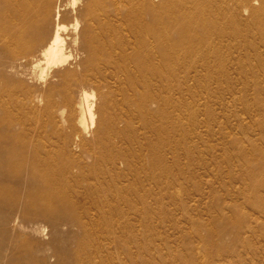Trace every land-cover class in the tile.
Instances as JSON below:
<instances>
[{
  "label": "rangeland",
  "instance_id": "obj_1",
  "mask_svg": "<svg viewBox=\"0 0 264 264\" xmlns=\"http://www.w3.org/2000/svg\"><path fill=\"white\" fill-rule=\"evenodd\" d=\"M167 1L0 0V264H264V15L240 47L203 16L221 0H182L198 18L179 37ZM30 20L40 35L8 48L2 28Z\"/></svg>",
  "mask_w": 264,
  "mask_h": 264
},
{
  "label": "bare ground",
  "instance_id": "obj_2",
  "mask_svg": "<svg viewBox=\"0 0 264 264\" xmlns=\"http://www.w3.org/2000/svg\"><path fill=\"white\" fill-rule=\"evenodd\" d=\"M26 1L28 0H15V4L24 3ZM167 2L168 4L171 5V9L169 10L168 16L173 19V26L171 29L172 31H174L175 35L179 37L185 28H189V29L197 28L196 24L194 23L195 20L198 18L197 15L196 16L190 15V13H187L186 11L179 12V10L177 9L179 7H181L182 9V5H183L182 0H168ZM221 2L222 3L219 9L205 11L203 13V16L215 17V18H219L222 16L225 17V20H227L228 22L224 24V28L227 29L228 32H226V34H222L221 37L231 38V40H233L240 47L254 48L255 38L257 37L258 32L260 31L261 28L256 24L252 26L249 23L259 18L260 14L264 15V0H221ZM172 9H174L173 10L174 12L172 11ZM11 11L14 12V14H16L14 6L5 2L3 8L1 9L0 16L6 21V23L7 22L9 23L8 14ZM57 16L58 17L60 16L59 12ZM244 16H246L247 18H245ZM202 28H206V26ZM41 30L42 27H40L36 22L30 20L27 23V25H25L24 27H19V26H14L11 28L3 27L1 33L3 37L6 39L7 47L8 48L11 47L15 50H18L25 46H29L31 44V41L27 42L24 40L25 37L24 35H27L28 33H35L36 35L39 36ZM61 30L62 27L61 26L58 27V30H56V32L53 34L50 43L41 53L42 60L45 63L44 65L48 69L51 68V70L52 67L62 64L65 65V63H67L70 58L69 53H68L69 56H67L65 53V48H64L65 43H64V39H62L63 37H61V33H60ZM208 36H212V32L209 31L207 33V37ZM10 41L12 42V45L9 43ZM158 48L163 52H169V53L175 52V48L171 46H167V44H164L163 42L158 45ZM214 51H215L214 56H217L218 59L222 60L220 53L221 49L217 47L214 49ZM89 54L91 61L90 67L99 66L100 64H109L111 62L109 59L110 57H108V55L101 56L99 52H97L96 50L90 51ZM247 61H248L247 58L245 59L241 58L238 62L244 64ZM36 64L38 65V63ZM88 71L86 70L85 72L87 73ZM45 72L46 71L42 73V77H44ZM86 73L84 77H81V79L78 81L77 85L75 86L76 88L80 89V92H82L81 96L79 95L80 96L79 116L77 119V125L85 133L89 129V127L91 129V126L93 127L96 123V105L94 100L95 97L94 95H89L84 91L85 86L94 85L95 83H92L90 81ZM100 88L102 87L100 86ZM78 89L75 90V92H78ZM15 160H16L15 155L11 154L9 156V161L16 162Z\"/></svg>",
  "mask_w": 264,
  "mask_h": 264
}]
</instances>
